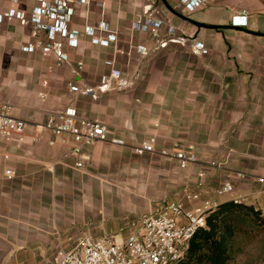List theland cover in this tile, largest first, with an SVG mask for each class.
<instances>
[{
  "label": "crops",
  "instance_id": "1",
  "mask_svg": "<svg viewBox=\"0 0 264 264\" xmlns=\"http://www.w3.org/2000/svg\"><path fill=\"white\" fill-rule=\"evenodd\" d=\"M99 1L103 6L84 7L71 22L79 43L72 48L64 41L69 59L59 62L53 54L22 50L47 43V32L31 21L37 0H0V14H24V20L0 22V100L29 122L22 143L0 136V264H46L57 254L58 238L69 249L83 231L95 238L119 235L187 191L218 204L240 195L247 204L264 206L257 182L264 174V0L212 1L193 13L177 0L159 2L166 22L157 35L134 28L143 3ZM233 16H247V26H233ZM100 21L110 25L108 31L95 29L100 39L117 37L108 47L93 43L84 29ZM171 25L177 28L173 35ZM196 42L207 53L198 52ZM113 69L127 85L112 91L101 78ZM72 85L94 89L97 98L72 92ZM66 109L106 123L127 146L100 142L73 154L70 137L40 127ZM152 135L157 150L193 145L197 162L182 169L170 156L135 154L134 147ZM78 161L84 166L78 168ZM210 162L219 166L207 168ZM134 177L143 183L132 182ZM226 182L235 187L233 195L217 196ZM63 228L69 230L56 245L55 231Z\"/></svg>",
  "mask_w": 264,
  "mask_h": 264
},
{
  "label": "built area",
  "instance_id": "2",
  "mask_svg": "<svg viewBox=\"0 0 264 264\" xmlns=\"http://www.w3.org/2000/svg\"><path fill=\"white\" fill-rule=\"evenodd\" d=\"M15 1V0H14ZM84 3L89 0H82ZM143 3V18L134 23V28L144 33L157 35L164 26V22L154 17L152 12V0H135ZM178 4L188 13H193L205 7L210 2L220 0H177ZM38 5L34 7L32 13V23L38 28L47 32V43L42 40L36 41L22 47L27 53L40 51L44 55H55L59 62H66L69 57L65 53L64 39H68L70 47L78 46L79 31L69 30L67 20L71 19L74 9L64 8L63 0H54L50 3L45 0H37ZM24 20V14L15 9H10L4 15L0 14V22L4 19ZM247 16H233L232 25L235 27L247 26ZM102 30L106 24H102ZM177 31L174 26L168 27L169 34L173 35ZM85 32L92 36V42L108 47L111 42L116 41L114 34H108L107 39L95 38L94 28L88 27ZM61 37V40H58ZM184 37L176 38V41L186 42ZM165 41L162 45H166ZM195 49L200 53H207V49L202 42L194 44ZM138 51L145 54V47L139 46ZM112 62H107L111 65ZM82 64L80 63V66ZM117 80L116 84L113 82ZM127 85L119 70L113 69L109 75L101 78V86L107 90L114 86L123 88ZM71 91L83 95H90L97 98L94 89L90 87H80L72 85ZM14 107L8 101L0 100V136L7 141L24 142L25 134L29 122L16 117L13 114ZM42 130H48L54 137H70L75 143L73 154L81 155L83 145H95L100 142H108L114 146H127L126 141L120 137L110 135L109 126L98 120L88 119L78 114L75 109H66L51 115L45 124L40 125ZM39 141V139H35ZM54 140L50 141L54 145ZM157 139L155 135L149 137L147 141L134 147L137 155H161L173 157L179 167L186 169L190 164L197 162V154L193 145L181 146L175 143L172 150L156 149ZM78 168L84 166L83 161L76 163ZM211 167H218L219 164L212 162ZM8 176L14 173L7 170ZM202 175V174H200ZM243 177V174H238ZM257 182L264 189V174L257 177ZM235 187L226 182L216 191V195H233ZM242 196L233 199L234 202H242ZM219 204L211 198H203L200 192L187 191L183 198L179 200L166 199L157 207H154L147 215L131 223L127 230L122 229L124 237L106 234L101 238H95L90 233H84L73 241L72 246L67 249L64 243H60L59 249L54 259L46 264H177L185 255L190 240L195 233L206 227L207 214L217 208ZM72 238H68L71 242Z\"/></svg>",
  "mask_w": 264,
  "mask_h": 264
},
{
  "label": "trees",
  "instance_id": "3",
  "mask_svg": "<svg viewBox=\"0 0 264 264\" xmlns=\"http://www.w3.org/2000/svg\"><path fill=\"white\" fill-rule=\"evenodd\" d=\"M262 222V211L255 205L223 202L207 214L206 227L195 233L177 264H234L231 253L236 236L246 223L256 226Z\"/></svg>",
  "mask_w": 264,
  "mask_h": 264
},
{
  "label": "rangeland",
  "instance_id": "4",
  "mask_svg": "<svg viewBox=\"0 0 264 264\" xmlns=\"http://www.w3.org/2000/svg\"><path fill=\"white\" fill-rule=\"evenodd\" d=\"M64 8L67 9L68 7L74 9V14L71 17V19L67 20V25L69 30H73L71 27V22L74 20L75 16L79 13V17L82 15V10L84 7L87 9L92 6L94 8V4L96 6H103V3L99 0H97L95 3H91L92 0H89L88 2L84 3L82 0H63ZM159 2H166V0H152V8H153V16L157 17L158 19L162 20L165 25V19L162 18L161 12H160V3ZM159 15V16H158ZM105 23L107 30H110V25L107 22L100 21L98 22L95 26L88 25L85 23L84 29L91 27L96 30L100 29L102 30V27H104L102 24ZM79 31L78 29H74ZM95 38L100 39L97 31ZM105 31V30H104ZM68 39H64V41H67ZM110 62V61H108ZM120 88L118 86H114L113 90H119ZM144 121H148L150 117H143ZM149 125V123H148ZM149 135V134H148ZM135 153V152H134ZM150 155V154H149ZM157 155V154H154ZM212 163V162H210ZM210 163L208 164L207 168H210ZM134 183L137 184H142L143 183V178L138 179V177H134L133 180H131ZM142 197V196H141ZM242 203H246L243 199ZM247 204V203H246ZM256 208L260 209L262 211V216L264 217V206L261 204L255 205ZM243 232L239 233L235 240H234V246L232 249V262L234 264H264V224L263 222L261 224L258 223L256 226H251L249 223H246L244 226ZM62 230V231H61ZM66 230H69V228H63V229H58L55 231V236H56V245H57V237L62 236L63 233L66 232ZM83 232H80L79 235L83 234ZM65 235V234H64ZM80 235V236H81ZM118 237H124L122 233L117 235ZM70 237V236H69ZM58 245L60 243H64L63 241H60L58 238ZM72 242V241H71ZM72 246V243L70 247Z\"/></svg>",
  "mask_w": 264,
  "mask_h": 264
}]
</instances>
